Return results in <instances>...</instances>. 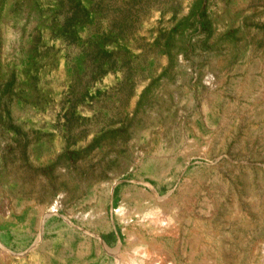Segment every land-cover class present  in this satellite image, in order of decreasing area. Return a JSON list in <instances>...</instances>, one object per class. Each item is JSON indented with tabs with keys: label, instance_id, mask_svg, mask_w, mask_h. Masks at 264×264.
<instances>
[{
	"label": "rangeland",
	"instance_id": "1",
	"mask_svg": "<svg viewBox=\"0 0 264 264\" xmlns=\"http://www.w3.org/2000/svg\"><path fill=\"white\" fill-rule=\"evenodd\" d=\"M147 253L264 264V0H0V264Z\"/></svg>",
	"mask_w": 264,
	"mask_h": 264
},
{
	"label": "bare ground",
	"instance_id": "2",
	"mask_svg": "<svg viewBox=\"0 0 264 264\" xmlns=\"http://www.w3.org/2000/svg\"><path fill=\"white\" fill-rule=\"evenodd\" d=\"M151 187L154 189L153 186H151ZM53 210L55 211V207H54ZM123 213H125V212H123ZM125 214H126V220L127 221L132 219L131 218L132 212H126ZM137 217H138L139 220H142V221H147V220L156 221V219H154V216L153 215L151 216L150 214H146V215L145 214H143V215L139 214ZM157 221H158V219H157ZM98 238L100 239V241H101L103 246L108 247V245L106 244V242L104 241V239L101 236L98 235ZM146 255H147V259H145V263L146 264H151L152 263L151 257L148 255V253Z\"/></svg>",
	"mask_w": 264,
	"mask_h": 264
}]
</instances>
